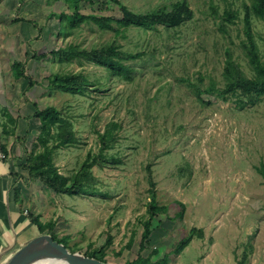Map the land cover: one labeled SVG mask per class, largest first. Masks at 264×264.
<instances>
[{"label": "rangeland", "instance_id": "1", "mask_svg": "<svg viewBox=\"0 0 264 264\" xmlns=\"http://www.w3.org/2000/svg\"><path fill=\"white\" fill-rule=\"evenodd\" d=\"M119 1L140 14L172 8L182 0ZM187 1L194 18L178 28L160 25L155 31H144L115 24V31L88 23L62 35L59 20L51 13L67 11L65 3L48 7L47 0H0L4 65H10L9 57L14 62L28 60L27 73L38 83L31 92L39 108L54 106L73 122L79 142L75 148L56 152L61 173L71 176L90 152L99 153L97 132H103L109 122L122 125L118 142L106 152L107 158L122 163L93 168L95 195H56L44 192L39 181L40 186L33 184L30 209L41 216V223L55 222L53 237L71 251L93 254L110 264H127L139 255L147 259L145 264L166 255H170L168 264H264V175L259 171L264 167V97L257 105L241 109L236 98L226 100L222 90L227 48L243 71L253 75L241 48L244 4L251 0H214L219 15L228 8L239 14L226 32L208 0ZM100 7L83 3L82 13L120 15L113 3L105 11ZM17 18L36 22L42 30L40 38L38 29L14 22ZM253 29L264 61V22L254 19ZM114 41L124 52L143 54L126 62L133 70L131 81L110 77L91 63L61 62L51 55L42 61L31 59L35 52L50 54L69 45L90 50ZM56 73L83 74L92 91L84 96L49 92L45 80ZM201 75L203 87L214 82L221 90L203 96L211 102L208 106L188 85L199 84ZM37 131L33 127L30 132L29 149ZM149 167L157 203L168 207L171 220L162 215L155 221L154 234L142 250L150 202ZM193 229L198 233L189 246L180 255L173 254ZM108 237L113 240L103 251Z\"/></svg>", "mask_w": 264, "mask_h": 264}, {"label": "trees", "instance_id": "2", "mask_svg": "<svg viewBox=\"0 0 264 264\" xmlns=\"http://www.w3.org/2000/svg\"><path fill=\"white\" fill-rule=\"evenodd\" d=\"M24 0H22L23 2ZM210 2L211 13L215 17L221 19L220 29L226 32V26L235 24L239 19V14L235 10L228 8L225 9L222 15H219L218 8L214 5V0ZM65 3L67 11L63 10L60 13H51V17H56L60 23V34H71L75 29L80 28L83 24L95 23L102 30H115L118 31L114 25L120 28L137 27L144 31H155L158 26L164 28H178L183 24L191 21L194 18V12L187 0L177 2L172 8H159L147 13H134L127 6L119 0H111L105 2H97L95 0H47V5ZM87 3L91 7L100 5V11H105L110 3H113L120 12L119 16H110L103 14H84L82 13V4ZM244 35L245 39L241 42V48L245 57L248 59L252 76H248L242 69L239 62L234 58L233 53L229 48L226 49V58L224 62L223 77L225 86L222 89L225 93L226 100L236 98L238 107L244 109L250 105H257L264 97V61L261 57L259 46L256 41L255 32L253 29L254 19L264 22V0H251L250 4H244ZM24 21L32 24L35 29H38V24L23 18H17L14 22ZM39 38L42 30L38 29ZM51 55L59 61L72 62L74 60L79 63H91L98 67L105 69L110 77L131 81L133 79V70L126 64L127 61L136 60L142 57L143 54H129L121 50V46L116 42H111L100 48H92L90 50L81 48L78 45H69L65 48L53 50L50 54L35 52L32 56L34 61L45 60ZM14 77L16 80L25 79L28 82L26 91L33 92L38 83L36 80L27 73L28 60L26 62L15 61L12 65ZM47 90L49 92H64L73 96L88 94L91 90V82L83 74H52L46 78ZM199 84L188 82V85L194 91L199 102L208 106L210 101L203 98L204 95H216L221 90L217 88L214 82H211L207 87H203L204 77H199ZM96 92H101V88H95ZM107 91V90H103ZM31 92V93H32ZM35 113L31 117L37 120V134L36 141L32 144V149L26 146L29 139L28 132L24 137H18L19 142L26 154L25 162L21 165L22 169L27 171L28 179L31 182L39 181L47 189L56 195H68L71 197L78 196H92L95 195L97 190L95 184L96 177L93 174L94 167L105 168L107 165H119L122 163L121 159L114 157L107 158L106 152L113 149L119 140V131L122 125L118 122H109L104 131H98L99 137V153L93 154L90 152L83 162L81 168L74 172L71 176L61 173L60 169L55 164V154L59 150L75 148L78 145V138L74 125L69 116L63 110H59L54 106H48L43 109L39 108L37 103H34ZM16 132V131H15ZM259 171L264 175V167L262 166ZM149 181H150V202L148 203V219L143 223V233L141 240V249L144 250L146 245L150 242L154 234L153 224L162 215L168 217V207L161 206L157 203L156 184L153 180L151 167H149ZM20 194L16 190V195ZM32 222L41 230V235L49 234L53 237V232L56 228L55 222L51 221L46 224L41 223L40 217H32ZM195 233L198 230H192L189 237L185 238L178 243L173 251V254L180 255L186 247L193 240ZM55 240V238L53 237ZM113 239L108 237V244L101 250L111 244ZM56 241V240H55ZM59 242V241H57ZM60 243V242H59ZM133 240L130 241L131 247ZM62 244V243H61ZM68 249V247L65 245ZM76 253L77 251H71ZM157 253V252H156ZM86 257L95 258L100 260L93 254L85 255ZM170 255L164 256L161 260L154 264H168ZM246 259V255L244 256ZM102 262H106L100 260ZM147 259L141 255L134 261H127V264H145ZM107 263V262H106Z\"/></svg>", "mask_w": 264, "mask_h": 264}, {"label": "crops", "instance_id": "3", "mask_svg": "<svg viewBox=\"0 0 264 264\" xmlns=\"http://www.w3.org/2000/svg\"><path fill=\"white\" fill-rule=\"evenodd\" d=\"M0 59V144L7 154V158L0 161V264H3L13 253L41 235V230L32 222V217L41 219V216L30 209L33 184H41L31 182L27 171L22 169L26 154L18 140L37 127V120L31 118L36 102L32 93L27 94L28 82L15 79L13 59L9 57V66L4 65V53L0 52ZM16 190L20 191L18 196ZM43 190L47 191L45 187Z\"/></svg>", "mask_w": 264, "mask_h": 264}, {"label": "water", "instance_id": "4", "mask_svg": "<svg viewBox=\"0 0 264 264\" xmlns=\"http://www.w3.org/2000/svg\"><path fill=\"white\" fill-rule=\"evenodd\" d=\"M110 264L80 253L70 252L65 245L55 241L49 234L40 235L13 253L3 264Z\"/></svg>", "mask_w": 264, "mask_h": 264}, {"label": "built area", "instance_id": "5", "mask_svg": "<svg viewBox=\"0 0 264 264\" xmlns=\"http://www.w3.org/2000/svg\"><path fill=\"white\" fill-rule=\"evenodd\" d=\"M7 158V154L4 152L2 145L0 144V161H3Z\"/></svg>", "mask_w": 264, "mask_h": 264}, {"label": "bare ground", "instance_id": "6", "mask_svg": "<svg viewBox=\"0 0 264 264\" xmlns=\"http://www.w3.org/2000/svg\"><path fill=\"white\" fill-rule=\"evenodd\" d=\"M41 264H62V263H57V262H43Z\"/></svg>", "mask_w": 264, "mask_h": 264}]
</instances>
